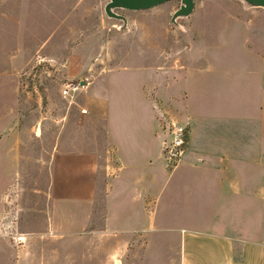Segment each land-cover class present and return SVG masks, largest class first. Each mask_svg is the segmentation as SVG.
Segmentation results:
<instances>
[{
	"label": "rangeland",
	"instance_id": "1",
	"mask_svg": "<svg viewBox=\"0 0 264 264\" xmlns=\"http://www.w3.org/2000/svg\"><path fill=\"white\" fill-rule=\"evenodd\" d=\"M109 2L0 0V264H176L177 233L121 232L112 219L114 84L140 78L167 136L164 120L181 115L166 88L195 52L216 45L210 59L237 67L220 51L229 35L208 38L203 20L227 4L195 0L174 23L180 1L115 10L127 22L107 16ZM70 84L81 86L74 100L62 96Z\"/></svg>",
	"mask_w": 264,
	"mask_h": 264
},
{
	"label": "crops",
	"instance_id": "2",
	"mask_svg": "<svg viewBox=\"0 0 264 264\" xmlns=\"http://www.w3.org/2000/svg\"><path fill=\"white\" fill-rule=\"evenodd\" d=\"M216 1L227 7L204 13L206 36L219 42L228 34L220 51L233 53L237 67L211 60L217 47L208 45L203 60L201 50L194 53L179 88H166L189 126L175 170L164 158L167 136L142 80L114 84L119 101L112 119L108 112V135L116 164L108 204L121 232L177 233L176 264H264V8ZM96 98L109 111L107 99Z\"/></svg>",
	"mask_w": 264,
	"mask_h": 264
},
{
	"label": "built area",
	"instance_id": "3",
	"mask_svg": "<svg viewBox=\"0 0 264 264\" xmlns=\"http://www.w3.org/2000/svg\"><path fill=\"white\" fill-rule=\"evenodd\" d=\"M81 90L80 85H66L62 90V96L65 99H75L77 93ZM83 114H88V110L82 109ZM167 139L164 141L163 152L168 168L174 170L180 164L182 156L188 147L189 126L173 117L165 119Z\"/></svg>",
	"mask_w": 264,
	"mask_h": 264
},
{
	"label": "water",
	"instance_id": "4",
	"mask_svg": "<svg viewBox=\"0 0 264 264\" xmlns=\"http://www.w3.org/2000/svg\"><path fill=\"white\" fill-rule=\"evenodd\" d=\"M173 1H180L181 7L177 10L172 18L175 23L180 17H189L195 9V0H110L106 5L105 12L110 18L127 22V19L115 12V10L126 11H149L163 6ZM246 4L254 8H264V0H243ZM84 85V84H83Z\"/></svg>",
	"mask_w": 264,
	"mask_h": 264
},
{
	"label": "trees",
	"instance_id": "5",
	"mask_svg": "<svg viewBox=\"0 0 264 264\" xmlns=\"http://www.w3.org/2000/svg\"><path fill=\"white\" fill-rule=\"evenodd\" d=\"M188 141H189V139H188Z\"/></svg>",
	"mask_w": 264,
	"mask_h": 264
}]
</instances>
